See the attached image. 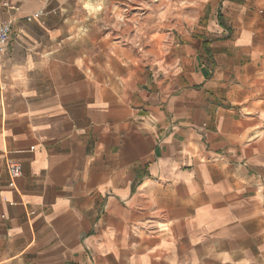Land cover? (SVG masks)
<instances>
[{
  "label": "crops",
  "instance_id": "obj_1",
  "mask_svg": "<svg viewBox=\"0 0 264 264\" xmlns=\"http://www.w3.org/2000/svg\"><path fill=\"white\" fill-rule=\"evenodd\" d=\"M1 22L0 264H264V0Z\"/></svg>",
  "mask_w": 264,
  "mask_h": 264
},
{
  "label": "built area",
  "instance_id": "obj_2",
  "mask_svg": "<svg viewBox=\"0 0 264 264\" xmlns=\"http://www.w3.org/2000/svg\"><path fill=\"white\" fill-rule=\"evenodd\" d=\"M11 35V23H0V46L6 45ZM10 176H15L20 172V166L16 162H11L8 165ZM12 184V183H11Z\"/></svg>",
  "mask_w": 264,
  "mask_h": 264
}]
</instances>
